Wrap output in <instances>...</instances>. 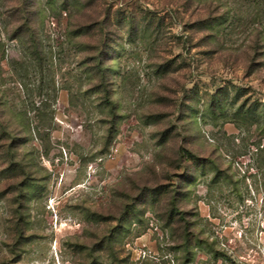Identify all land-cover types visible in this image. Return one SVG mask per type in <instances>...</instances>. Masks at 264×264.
Segmentation results:
<instances>
[{"label": "rangeland", "instance_id": "obj_1", "mask_svg": "<svg viewBox=\"0 0 264 264\" xmlns=\"http://www.w3.org/2000/svg\"><path fill=\"white\" fill-rule=\"evenodd\" d=\"M264 0H0V264H264Z\"/></svg>", "mask_w": 264, "mask_h": 264}, {"label": "trees", "instance_id": "obj_2", "mask_svg": "<svg viewBox=\"0 0 264 264\" xmlns=\"http://www.w3.org/2000/svg\"><path fill=\"white\" fill-rule=\"evenodd\" d=\"M264 35V34H263ZM263 40H264V36H263Z\"/></svg>", "mask_w": 264, "mask_h": 264}]
</instances>
